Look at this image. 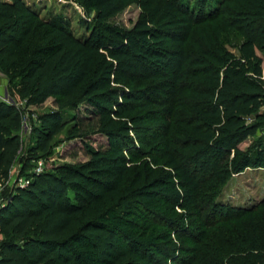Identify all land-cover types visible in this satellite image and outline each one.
I'll list each match as a JSON object with an SVG mask.
<instances>
[{
	"label": "trees",
	"instance_id": "obj_1",
	"mask_svg": "<svg viewBox=\"0 0 264 264\" xmlns=\"http://www.w3.org/2000/svg\"><path fill=\"white\" fill-rule=\"evenodd\" d=\"M128 1L82 0L93 17L78 37L61 14L0 0L11 98L0 100V179L22 147L16 103L52 97L57 107L36 118L30 158L67 124L64 141L87 157L5 197L0 264H264V199L217 200L233 175L264 168L262 139L240 147L264 128V0H140L131 28L110 23ZM225 33L241 37L238 57ZM82 103L96 117L91 131L75 114L64 120ZM148 156L152 166L137 165Z\"/></svg>",
	"mask_w": 264,
	"mask_h": 264
},
{
	"label": "rangeland",
	"instance_id": "obj_2",
	"mask_svg": "<svg viewBox=\"0 0 264 264\" xmlns=\"http://www.w3.org/2000/svg\"><path fill=\"white\" fill-rule=\"evenodd\" d=\"M9 1V0H3ZM28 5L33 7L39 17H45L50 13L61 14L70 25V28L75 36H83L89 33V25H91L93 11L84 6L82 0H24ZM210 2V6L214 7L216 0H207ZM191 5L197 0H187ZM142 2L140 0L128 1L122 10L114 17L109 19L112 24H118L125 28H131L134 23L145 13L142 8ZM208 7V5H207ZM89 23V24H88ZM203 31L202 24L191 26L189 38L195 43L200 38L199 34ZM241 37L225 33L222 40V45L235 56H239V47L241 45ZM262 75L264 79V61L262 63ZM10 98V97H8ZM22 108V106H19ZM30 114V127L26 130L21 127L19 132L21 140V151L19 157L14 165V170L9 174L7 179H0V193L1 196L7 197L13 193L15 189L19 187V178L22 180H30L33 174H36L35 170L38 169V163H42L41 169L43 171H50L52 168L61 164H74L85 161L87 159L83 151L79 150V146L74 141H64L66 138L67 126L57 134L52 141V147L48 153L42 155V152L35 150V154L32 157V150L36 145V136L33 135L35 127H39V123L36 118L45 113L55 111L57 107L54 104V99L49 97L38 106L25 107ZM75 114L77 117L83 119L84 128L86 130H92L96 125V117L92 110L85 104H80L75 110L66 111L64 114V120H69L71 115ZM32 117V118H31ZM249 121H253L252 118ZM257 139L264 141V128L260 129L255 137H250L245 142L241 143L240 147L245 149L248 144ZM30 160V161H29ZM137 165L148 161L152 162V156L139 158L136 160ZM27 163L23 167V163ZM160 162V161H159ZM134 164H131L133 167ZM152 166V164H151ZM163 168L162 163L157 166ZM166 168V167H164ZM136 170V169H135ZM134 169L130 170V175L135 172ZM264 199V168H247L243 172L233 175L223 186L220 191L217 200L222 204H228L235 207H249ZM177 211H180L177 209ZM223 227H221L222 229ZM224 229V228H223ZM214 240H218L219 236L213 233Z\"/></svg>",
	"mask_w": 264,
	"mask_h": 264
},
{
	"label": "built area",
	"instance_id": "obj_3",
	"mask_svg": "<svg viewBox=\"0 0 264 264\" xmlns=\"http://www.w3.org/2000/svg\"><path fill=\"white\" fill-rule=\"evenodd\" d=\"M9 102H11V101H9ZM16 106L17 107L22 106V108H21L22 109L21 124H22V127H24L26 130H28L29 128H31L30 127V114H29L28 110L25 109V106H24L23 102L22 103H16ZM261 111L264 112V105H263ZM14 165L10 169L9 174H11L13 172ZM41 166H42V163L39 162L38 163V169L35 170L36 174L41 173V171H42ZM18 180H19V187H21V188L22 187H26L29 184V180L28 179L22 180L21 178H19ZM5 201H6L5 197L1 196V193H0V207L5 204Z\"/></svg>",
	"mask_w": 264,
	"mask_h": 264
},
{
	"label": "crops",
	"instance_id": "obj_4",
	"mask_svg": "<svg viewBox=\"0 0 264 264\" xmlns=\"http://www.w3.org/2000/svg\"><path fill=\"white\" fill-rule=\"evenodd\" d=\"M7 79L6 77L0 72V100L9 102L11 101V98H8V92H7Z\"/></svg>",
	"mask_w": 264,
	"mask_h": 264
}]
</instances>
